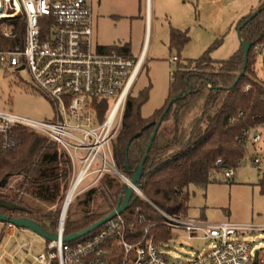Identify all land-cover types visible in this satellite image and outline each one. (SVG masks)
Wrapping results in <instances>:
<instances>
[{
  "label": "trees",
  "instance_id": "obj_1",
  "mask_svg": "<svg viewBox=\"0 0 264 264\" xmlns=\"http://www.w3.org/2000/svg\"><path fill=\"white\" fill-rule=\"evenodd\" d=\"M257 10L240 28V38L251 46L244 74L236 84L234 81L243 63L240 44L226 59H212L208 49L196 59L178 63L165 103L149 117L140 113V107L148 99V87L137 96L130 93L126 96L121 126L111 142L115 166L131 178L158 124L137 186L148 200L168 214L186 215L188 186L206 187L214 172L235 167L246 153L249 130L264 124V55L260 79L256 78L254 68L257 55L262 53L255 46L264 45V3ZM254 12L243 16L237 27ZM10 20L17 38L0 35V48H10L22 37L23 17ZM188 40L186 32L171 28L170 49L180 50ZM102 50L130 56L128 43L112 44ZM203 80L209 81L211 87L205 88L201 84ZM244 85H250L247 92L242 91ZM175 96L180 97L164 113ZM95 104L98 117L102 119L109 109L108 100ZM194 108L197 113L188 120L187 115ZM14 131L19 140L17 148L7 151L0 146V200L18 207L9 210L0 206V213L29 218L54 232L69 187L70 159L55 142H48L22 127ZM217 159L222 161L220 167L215 165ZM124 185L119 175L105 171L94 184L75 195L66 209L65 234L83 230L111 213L123 195ZM131 201L124 215L130 220L133 211L138 209L144 219L134 225L128 240L135 242L153 237L167 249L172 229L162 223V216L144 198L133 193Z\"/></svg>",
  "mask_w": 264,
  "mask_h": 264
},
{
  "label": "built area",
  "instance_id": "obj_2",
  "mask_svg": "<svg viewBox=\"0 0 264 264\" xmlns=\"http://www.w3.org/2000/svg\"><path fill=\"white\" fill-rule=\"evenodd\" d=\"M17 16L23 17V34L12 47L0 48V68L27 70L34 88L54 106V116L51 120H36L0 109L1 148L15 150L19 140L14 129L22 127L55 142L70 159L72 175L67 192L74 186L75 193L88 176L95 174L98 179L105 171L116 173L129 183L130 178L115 166L111 142L121 126L126 96L143 64V56L134 59L115 50L103 51L96 44L90 0H0V35L17 38L10 23ZM148 20L147 17V26ZM255 49L261 51L264 45L258 44ZM249 89L250 85L242 87L243 92ZM105 99L109 109L100 119L95 103ZM259 128L264 130V124L248 132L252 143L261 140ZM247 163L260 168L264 177V157L255 154ZM241 164L242 158L236 166ZM215 165L220 167L221 159ZM235 167L221 171L229 182ZM135 193L155 208L162 223L185 232L189 239L209 242L210 249L204 253L193 250L187 258L179 259L169 257L152 237L129 241L127 236L134 232V225L144 219L138 209L130 220L125 211L117 213L91 236L63 241L65 215L61 210L54 231L56 239L43 238L39 252H34L31 243L17 240L19 228L13 223H2L0 264H264V247L257 248L261 241L257 244L254 239H244L246 234L255 233L264 237V225L207 222L172 215L150 202L139 187H135ZM5 237L15 239L12 248H7V241L2 243Z\"/></svg>",
  "mask_w": 264,
  "mask_h": 264
},
{
  "label": "rangeland",
  "instance_id": "obj_3",
  "mask_svg": "<svg viewBox=\"0 0 264 264\" xmlns=\"http://www.w3.org/2000/svg\"><path fill=\"white\" fill-rule=\"evenodd\" d=\"M263 2L264 0H149L147 55L130 90V95L137 96L141 90L149 88L148 99L140 107L141 115L149 117L163 106L178 63L196 59L208 49L212 59L228 58L239 46L237 22L244 15L256 11ZM90 5L98 41L103 44L128 42L136 59L145 35L146 0H90ZM171 28L186 32L189 37L180 50L169 48ZM263 55L264 52L259 53L256 58L254 68L257 79L262 75ZM174 56L176 61L172 60ZM204 82L211 85L209 81L203 80L201 84L205 88L208 87ZM0 109L36 120H51L54 116V106L34 88L25 69L15 71L0 68ZM196 113L197 108H194L187 119ZM258 131L261 141L248 142L242 164L234 168L231 182L218 171L210 176L206 187L193 184L188 186L187 217L207 222L264 225V177L260 168L247 163L249 157L256 153L264 157V132L262 128ZM96 178L95 174L88 176L73 197L94 184ZM172 230V237L167 243L168 249H165L169 257L183 259L193 250L202 249L200 252L204 253L210 249L209 242L189 239L185 232ZM1 233L0 225V235ZM16 233L17 240L31 243L34 252L42 250L43 238L39 235L23 228L17 229ZM262 238L264 237L258 233L244 236L247 240L254 239L257 244L261 241L257 248L264 247ZM6 241L8 249L14 246V238L8 240L5 237L2 243Z\"/></svg>",
  "mask_w": 264,
  "mask_h": 264
},
{
  "label": "water",
  "instance_id": "obj_4",
  "mask_svg": "<svg viewBox=\"0 0 264 264\" xmlns=\"http://www.w3.org/2000/svg\"><path fill=\"white\" fill-rule=\"evenodd\" d=\"M256 12H254L248 19H246L244 22H242L241 25H239L237 27V36H238V39H239V44L241 45V47L243 49V63H242V69L239 72L237 79L234 81V84H236L237 80L244 74V71H245V68H246V64H247V59H248V52H249V49H250V46H251V44L249 42H244L240 38V34H239L240 28L249 19L253 18L255 16ZM179 97L180 96H175V97H172L170 99L166 109L164 110V113L167 112V110L169 109L170 105L175 100H178ZM157 128H158V124L153 129V132H152V134L150 136V139H149L148 144H147L146 151H145V153H144V155H143V157L141 159V162L133 170L132 176L130 178V182L129 183H125L123 195L118 198L117 203L114 206L112 212L109 213L108 215L102 217L101 219L97 220L96 222L92 223L91 225H89L88 227L84 228L83 230H80L78 232L63 236V241H72V240H75V239H77L79 237L85 236V235L91 233L92 231H94L95 229H97L98 227H100L101 225H103L106 221H108L109 219L114 217L117 213H123L125 210H127L129 208V206L132 203V201H131L132 195H133V193H135V187H138L137 184L139 183L141 175H142L143 163H144V161H145V159L147 157L148 151H149L150 146H151V144L153 142V139L155 137V133L157 131ZM1 184H2V181H0V185ZM67 194H68V192H67ZM68 204H69V202L67 203V206H68ZM0 206L4 207L6 209H9V210H13V209L18 207L16 204L8 202V201H4V200H0ZM65 208L66 207H65V202H64L63 206H62V211L65 210ZM0 221L2 223H4V222L13 223L18 228L28 229V230L34 232L35 234L39 235L40 237L48 239V240L56 239V234L54 232H51V231L47 230L44 226L38 224L37 222H35V221H33V220L29 219V218L13 217L11 215H6V214H3V213H0ZM256 256H257V252L255 253L254 262H256Z\"/></svg>",
  "mask_w": 264,
  "mask_h": 264
},
{
  "label": "crops",
  "instance_id": "obj_5",
  "mask_svg": "<svg viewBox=\"0 0 264 264\" xmlns=\"http://www.w3.org/2000/svg\"><path fill=\"white\" fill-rule=\"evenodd\" d=\"M264 3V2H263ZM260 4V3H259ZM262 4V3H261ZM260 4V5H261ZM146 7H147V13H146V15H145V35H144V40H143V43H142V46H141V49H140V52H139V55H138V57L139 56H143V62L145 61V59H146V55H147V42H148V34H149V23H148V26H147V23H146V18L148 17V19H149V17H150V13H149V0H146ZM244 16H246V15H244ZM149 21V20H148ZM93 39H94V41L96 42V44H98V45H100L101 47H105V46H109V45H112V44H103V43H100L99 41H98V39H97V36H96V28H93ZM122 43H128V42H121V44ZM128 45H129V43H128ZM129 50H130V57H132V58H134L133 57V55H132V52H131V48H130V45H129ZM261 52L263 53L264 52V49L263 50H261ZM137 57V58H138ZM262 64V63H261ZM262 66V65H261ZM262 68V67H261ZM260 77H261V75H260ZM259 130V129H258ZM263 132H264V130H262ZM261 135V134H260ZM261 141V140H260ZM257 154V153H256ZM257 155H259V154H257ZM263 157V156H262ZM184 216H187V213H186V215H184ZM0 225L2 226V223H0ZM173 231V230H172ZM176 237H178V235H176ZM175 237V238H176ZM156 240V239H155ZM157 241V240H156ZM158 242V241H157ZM164 250H165V248H163ZM168 249V248H167ZM202 250V249H201ZM201 250H198V249H196L195 251H201ZM166 251V250H165ZM184 259V258H183Z\"/></svg>",
  "mask_w": 264,
  "mask_h": 264
},
{
  "label": "bare ground",
  "instance_id": "obj_6",
  "mask_svg": "<svg viewBox=\"0 0 264 264\" xmlns=\"http://www.w3.org/2000/svg\"><path fill=\"white\" fill-rule=\"evenodd\" d=\"M74 187V186H73ZM73 187H71L70 188V190H69V192H68V199H66V204H65V210H63V214L65 215V213H66V209H67V200H69V199H71V197H72V195L74 194V189H75V187L73 188Z\"/></svg>",
  "mask_w": 264,
  "mask_h": 264
}]
</instances>
